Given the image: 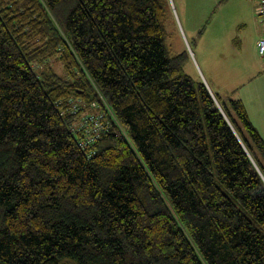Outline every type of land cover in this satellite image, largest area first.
Here are the masks:
<instances>
[{
    "label": "trees",
    "instance_id": "obj_1",
    "mask_svg": "<svg viewBox=\"0 0 264 264\" xmlns=\"http://www.w3.org/2000/svg\"><path fill=\"white\" fill-rule=\"evenodd\" d=\"M169 6L0 0V264H264V139L185 72Z\"/></svg>",
    "mask_w": 264,
    "mask_h": 264
},
{
    "label": "rangeland",
    "instance_id": "obj_2",
    "mask_svg": "<svg viewBox=\"0 0 264 264\" xmlns=\"http://www.w3.org/2000/svg\"><path fill=\"white\" fill-rule=\"evenodd\" d=\"M169 2L166 42L173 53L184 54L185 72L195 82L203 81L221 100L241 97L243 85L264 62L254 48V32L263 28L256 0ZM53 66L62 72L57 60ZM88 107L83 103L84 111L92 110Z\"/></svg>",
    "mask_w": 264,
    "mask_h": 264
},
{
    "label": "built area",
    "instance_id": "obj_3",
    "mask_svg": "<svg viewBox=\"0 0 264 264\" xmlns=\"http://www.w3.org/2000/svg\"><path fill=\"white\" fill-rule=\"evenodd\" d=\"M257 2V12L260 18V21L263 26V33L257 40V48L260 54H264V0H256ZM106 105V102H105ZM82 108V103L80 105ZM90 107L93 111H83L79 119L75 120L70 127L73 132L80 134V145L84 148H90L93 143L97 140L101 133H104L110 128L111 121L110 117L115 119L111 109H97L98 103L93 102L90 104ZM78 109L77 104L74 105L73 112H76ZM110 114L111 116H107Z\"/></svg>",
    "mask_w": 264,
    "mask_h": 264
},
{
    "label": "crops",
    "instance_id": "obj_4",
    "mask_svg": "<svg viewBox=\"0 0 264 264\" xmlns=\"http://www.w3.org/2000/svg\"><path fill=\"white\" fill-rule=\"evenodd\" d=\"M254 33V48L257 53V40L260 35H262L263 28L262 30H258L257 32L255 30ZM261 55L264 56V54ZM259 63V68L255 71V73H253V76H251L243 85V90L240 98L245 104L251 122L257 128L262 138L264 139V62L260 61ZM211 91L213 92L212 88Z\"/></svg>",
    "mask_w": 264,
    "mask_h": 264
},
{
    "label": "water",
    "instance_id": "obj_5",
    "mask_svg": "<svg viewBox=\"0 0 264 264\" xmlns=\"http://www.w3.org/2000/svg\"><path fill=\"white\" fill-rule=\"evenodd\" d=\"M210 91H211V90H210ZM211 93H212V91H211ZM212 95H213V97H214V99H215V102L217 103L218 107L221 108V105L219 104V102H218V100L216 99L215 95H214L213 93H212Z\"/></svg>",
    "mask_w": 264,
    "mask_h": 264
}]
</instances>
